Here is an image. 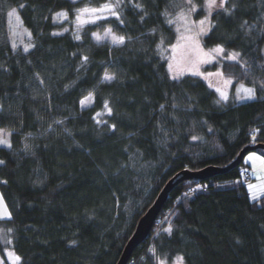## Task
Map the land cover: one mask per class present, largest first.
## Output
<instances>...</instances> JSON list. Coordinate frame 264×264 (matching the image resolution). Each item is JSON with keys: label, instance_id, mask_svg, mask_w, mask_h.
<instances>
[{"label": "trees", "instance_id": "1", "mask_svg": "<svg viewBox=\"0 0 264 264\" xmlns=\"http://www.w3.org/2000/svg\"><path fill=\"white\" fill-rule=\"evenodd\" d=\"M105 3L116 0H0V127L11 139L0 147V190L11 212L0 219V254L6 234L18 264H117L172 177L225 168L264 144V0H226L231 15L218 9L210 17L204 48L240 53L220 70L256 91L255 99L220 103L209 82L174 79L169 70L166 48L179 20H167L191 8L186 0H121L119 19L77 24L78 9ZM192 4L193 18L203 19L205 0ZM10 11L30 35L19 45ZM107 28L125 42L97 43L93 33ZM108 72L115 78L104 81ZM90 93L93 104L82 109ZM245 157L177 184L128 264H264V193L250 198V179L239 173Z\"/></svg>", "mask_w": 264, "mask_h": 264}, {"label": "rangeland", "instance_id": "2", "mask_svg": "<svg viewBox=\"0 0 264 264\" xmlns=\"http://www.w3.org/2000/svg\"><path fill=\"white\" fill-rule=\"evenodd\" d=\"M219 2H220V0H217V3H219ZM184 13L187 16V20L190 22V26L192 27V31L194 33L195 31L198 30L195 27V25L198 24V21H199V20H195L193 18L194 17L193 15H194L195 11L194 12H189V9H188ZM97 15H101V14L98 13ZM102 15H104L106 17L110 16V14H108V13H104ZM205 16H207V10H206V15ZM58 18L61 19V20L64 19L63 17H59V16H58ZM90 18H91V14L90 13L82 14V19L88 21V20H90ZM87 23H91V22H87ZM183 25H184V21H179L178 25L176 23V31H177V28H180V32H177V40H176V42L173 45H176L179 42L178 41V37L181 34H185V35L188 34V33L185 32ZM8 28L10 29V38H11V42L13 44H18L19 45V44H22L25 41L24 38L26 40L30 39L29 32L21 26V23H20V20H19V16L16 13V11H10V13H9V26H8ZM108 29H111V28H107L106 30H108ZM106 30L101 31V32H99V31L94 32L95 34H97V35L102 37L101 40H99V41L96 40L95 35H93V39L97 43H108V44H110L112 46L121 45V44L113 43L110 36H105ZM111 32H112V34H114L117 37L121 36V35H118L117 33H115L112 29H111ZM204 36L205 35H202V36L199 37L200 44H201V46L203 48H204V46H203L202 39H203ZM125 40H124V42H125ZM29 46H30V43H28V42L24 43V47L25 48H28ZM172 46L166 48L167 53H168L169 64L170 63L173 64V69H172V71H170L172 76H174L176 78H179V77H182L184 75H193L192 72L189 71V68H191V65L185 63L184 61H182L181 57H180L179 50L174 53ZM204 50H205V52L209 51V50H207L205 48H204ZM230 54H232V52H227L225 50H224L223 53H219V54L212 53V56H214L215 59H213L210 63L199 65V71L201 73H204L205 76L209 72H211V73L221 72V70H220L221 64L224 61H233V60L227 59V57ZM174 56L176 57V59H173ZM107 74L114 76V74L110 73V72H108ZM104 76H105V74H104ZM104 76H103V80L104 81H109V80H105ZM195 76H198V75H195ZM205 76H198V77H200V78L204 79L205 81L209 82L210 85L215 90H216L217 87H219L222 91H226L227 94H228V100L237 101L235 99V96H236V93H237V89L240 88L241 84L235 83L232 79H231V84H225L224 81L228 80L230 78H227L224 75H222V76L214 75V76H210V77H207V78H205ZM243 85L246 86V87H251V86H248V85H245V84H243ZM240 94L243 95V92L241 91ZM218 96H219V99H220V94L219 93H218ZM93 100H94L93 95L92 94L88 95L87 97L83 98L80 101V107L82 109L90 107L93 104ZM82 101H83V103H81ZM242 101H245V100H242ZM0 130H4L2 133H0V139H7L9 141V143L11 144L10 131L8 129L2 128V127H0ZM0 147L10 148V147H8L5 144H0ZM249 156H253L254 158L249 160L248 159ZM244 161H245V163H247L251 167L252 173H253L252 174V179L249 180L248 182H246L247 188H248V192H249V196H250V198L252 200H258L261 197V195L264 193V159L261 156V154L255 152V151H252V152H249L246 155ZM249 184L254 185L256 187H254L252 189H249V187H248ZM253 195L257 196L258 199H253L252 198ZM10 217H11V212H10V210L8 208V205H7V203H6V201H5L4 197H3V194H2V192L0 190V219H7V218H10ZM1 238H2V241H3L4 245H6V249H5V252L3 253V256L0 254V264H5L6 262H9L10 264H18L20 259L16 260V257L18 255L10 247L11 239L6 234H2ZM163 264H166V262H163ZM172 264H182V261L180 259H177Z\"/></svg>", "mask_w": 264, "mask_h": 264}, {"label": "snow or ice", "instance_id": "3", "mask_svg": "<svg viewBox=\"0 0 264 264\" xmlns=\"http://www.w3.org/2000/svg\"><path fill=\"white\" fill-rule=\"evenodd\" d=\"M186 3L191 5V8L189 9V12H194L196 11V6L194 4H192V0H186ZM225 3L226 0H220L219 3H217V0H205V5L204 7L207 10V16H205L204 19H201L198 21V24L195 25V27L198 29L197 31H195L193 33L192 31V27L190 26V22L187 20V16L184 13L183 9H181L179 12H177L175 18L173 19H168L167 23L168 24H173L174 22H176L177 20L179 21H184V30L186 33H188L187 35L185 34H181L178 37V43L176 45H173V52H177L179 50L180 52V57L181 60L184 61L187 64L191 65V68H189V71L192 72L193 75H198V76H205L204 73H201L199 71V65L201 64H206V63H210L213 59H215L214 56H212V53H223L224 52V48L220 45H217L215 48L210 49L209 51L205 52L204 48L201 46L200 41H199V37L202 35L207 34V32L210 30L211 27H213V25H211L210 22V17L213 13L214 10H218V9H223V11L229 15H231V9L226 8L225 7ZM121 4V0H116L115 4H111V3H105L99 7H85L83 9H78L77 10V16H76V20H77V24L79 26H82L83 24L87 23V22H91V23H95L97 20H101V19H106V16L102 15L104 13H108L111 16L116 17L117 19H119V13L118 11H116V9H118L120 7ZM21 7H23V5H21ZM137 7H140V5H137ZM233 7H235V5H233ZM84 13H90L91 14V18L90 20L86 21L84 19H82V14ZM101 14V15H97V14ZM67 12H60V13H56V16L59 17H63L64 19H67ZM162 15L165 16H171L172 14L169 13L167 11V9L165 10L164 13H162ZM141 19H143V17H141ZM121 23H123V21H120ZM247 22H245L246 24ZM177 32H180V28H177ZM54 35H58L59 33H53ZM95 35L96 40H101L102 37L97 35V34H93ZM105 36H110L111 40L113 43L116 44H123L125 38L123 36L117 37L114 34H112L111 29L106 30L105 32ZM76 39L79 40L80 36L77 35ZM163 42V41H162ZM27 50V49H26ZM240 58V53L236 52V53H232L230 54L227 59L229 60H233V61H239ZM84 61L88 60V57H84L83 58ZM173 59H176V57L174 56ZM173 69V64H169V70L172 71ZM222 76L223 73L221 72H217V73H207L205 78L210 77V76ZM115 77L113 75H109L107 73H105L104 79L105 80H112ZM174 79L176 77H173ZM225 84H231V79L225 80L224 81ZM262 88H264V84L261 85ZM211 87V85H210ZM216 91L220 94V100L217 101V103H220L221 101H227L228 100V94L226 91H222L219 87L216 88ZM241 91L243 92V95H241ZM91 95V93L89 94ZM256 98V91L255 88L253 87H246L243 84L240 85V88L237 89V93L235 96V99L237 101H242V100H252ZM83 103V101L81 102ZM105 109L107 110V113L109 115L112 114V109L108 106V103L105 102L104 105ZM163 107V106H162ZM100 114L97 113V116H99ZM113 128H115V125H112ZM4 130H0V133H2ZM193 139H195V137H193ZM0 144H5L8 147H11V144L9 143V141L7 139H0ZM253 156H249L248 159L251 160L253 159ZM4 161H0V164H3ZM249 189H252L256 186L249 184ZM253 199H258L257 196L253 195L252 197ZM166 231L170 232V229H166ZM20 257H16V260H19ZM182 260V258H180ZM161 264H163V261L161 262Z\"/></svg>", "mask_w": 264, "mask_h": 264}, {"label": "water", "instance_id": "4", "mask_svg": "<svg viewBox=\"0 0 264 264\" xmlns=\"http://www.w3.org/2000/svg\"><path fill=\"white\" fill-rule=\"evenodd\" d=\"M257 149L264 150V144L258 143L253 146H248L244 148L238 155V157L227 167L220 168L215 166H208L198 171H190V170H182L177 173L174 177H172L166 185L163 187L159 195L157 196L154 203L150 206V208L145 212V214L139 219L134 233L131 238L127 242L123 253L117 262V264H128L134 250L146 241L154 228L157 219L164 208L165 203L168 200L169 193L172 189L182 181L186 180H205L216 174L223 173L231 168L239 167L241 162L247 153L256 151Z\"/></svg>", "mask_w": 264, "mask_h": 264}, {"label": "built area", "instance_id": "5", "mask_svg": "<svg viewBox=\"0 0 264 264\" xmlns=\"http://www.w3.org/2000/svg\"><path fill=\"white\" fill-rule=\"evenodd\" d=\"M241 172H242V174L244 175L245 178L249 176L248 172H246V171H244V170H242ZM197 190H199V189H193L191 192L194 193V192H196ZM204 190H206V188H204Z\"/></svg>", "mask_w": 264, "mask_h": 264}, {"label": "crops", "instance_id": "6", "mask_svg": "<svg viewBox=\"0 0 264 264\" xmlns=\"http://www.w3.org/2000/svg\"><path fill=\"white\" fill-rule=\"evenodd\" d=\"M264 159V158H263ZM248 167L250 168V170H251V173H252V169H251V167L248 165ZM253 174V173H252Z\"/></svg>", "mask_w": 264, "mask_h": 264}]
</instances>
